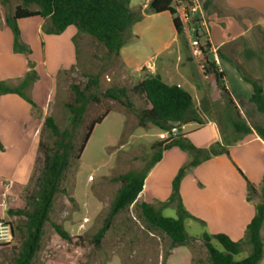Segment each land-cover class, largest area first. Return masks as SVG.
Instances as JSON below:
<instances>
[{"label": "crops", "instance_id": "1", "mask_svg": "<svg viewBox=\"0 0 264 264\" xmlns=\"http://www.w3.org/2000/svg\"><path fill=\"white\" fill-rule=\"evenodd\" d=\"M151 1L131 0L130 8L142 17L132 26L129 41L119 56L108 59L111 73L105 75L111 82L114 69H118L115 64H118L123 77L133 86L148 75H159L165 83L181 86L192 94L199 116L207 117L208 120L203 121L204 125L187 124L183 134L198 148L220 143L227 146L229 154L215 156L201 163L183 181L180 197L187 211L195 218H187L185 224L188 220H195V224H200L211 235L224 234L233 241H243L247 226L256 212V202L249 200L248 182L257 188L264 182V140L255 130L240 135L234 131L232 123L223 127L219 121L209 118L208 114L218 101L214 94L210 95L209 87L199 77V53L195 55V50L190 44L187 45L195 33L184 26L183 33L179 35L174 16L168 11L153 12ZM176 1L173 4L175 8ZM205 4L207 38L212 49L217 51V64L225 76L226 89L241 116L251 126L250 120L256 121L261 113L249 103L253 87L244 80L233 62H238L252 77L264 82V0H205ZM7 10L0 0V80L17 85L29 71V61L25 54L14 52V35L6 23ZM46 23L47 20L41 17L18 22L22 40L33 51L31 59L35 61L39 75L38 81L27 91L37 108L17 94L0 96V141L4 145V150H0V161L6 162L8 167L11 162L8 174L4 173L7 166L3 167L0 162V201L5 191V181L15 184V195L31 175L32 167L25 169L24 164L30 158L36 161L40 130L56 92L58 76L86 60L85 49L90 36L80 33L75 26L68 27L60 35L45 34L43 28ZM183 41L184 45L181 44ZM38 49L41 54L35 59ZM148 61H154V71L145 68ZM203 100L209 102V112L205 113L201 109ZM225 108L224 116L229 121L227 117L231 109L227 108V103ZM256 125L264 127L258 123ZM187 127L192 129L187 131ZM204 131L207 132V140L201 144L195 135ZM157 142L160 140L154 143ZM34 149L37 152L32 158ZM178 150L181 149L173 147L163 153L161 161L149 172L137 202H147L155 207L163 204L160 196L149 192V182L167 159L173 171L182 167L186 157L178 155L181 154ZM3 215L0 208V218ZM262 236L264 238V228ZM196 242L202 243L199 240ZM183 256L192 264V253L187 246L171 250L166 264H172ZM260 264H264V258Z\"/></svg>", "mask_w": 264, "mask_h": 264}, {"label": "trees", "instance_id": "2", "mask_svg": "<svg viewBox=\"0 0 264 264\" xmlns=\"http://www.w3.org/2000/svg\"><path fill=\"white\" fill-rule=\"evenodd\" d=\"M20 3L13 12H7L6 23L14 35L13 49L15 53L32 55L31 47L22 40L19 20L33 17H41L47 20L43 32L49 35H60L68 27L75 26L80 33L86 34L103 45L109 58H117L121 49L128 43L132 26L141 19V15L130 8L131 0H18ZM12 0H1L5 8H9ZM174 0H152L150 7L155 13L170 12L174 16V25L179 35L184 31V25L178 16L177 9L173 6ZM206 9V4H203ZM203 30L206 43L202 41L200 31ZM196 42L203 56L208 75L214 77L217 86L227 99V105L231 109L227 119L231 121L234 131L240 135H247L255 130L264 140V127L260 125L249 126L241 116L237 105L230 97L226 86L225 76L219 65L214 60L212 46L207 38L204 28H197L195 32ZM244 80L253 87V94L249 103L256 110L264 114V82L252 77L238 62H233ZM39 75L35 64L29 61V71L17 85H11L0 80V96L17 94L27 101L33 108L37 104L27 91L38 81ZM73 99L66 103L68 121L72 129L61 130L55 119L48 116L44 119V126L54 136L52 147L40 143L44 156V164L37 182V192L31 195L28 204L31 210L26 209L12 211L9 215H21L25 217L24 237L20 248L12 264H34L38 252L41 250L45 226L50 222V214L53 209L56 195L61 192V184L67 171L77 163L86 148V145L95 129L103 122L110 110L92 119L86 126L78 147L74 145V135L78 127L83 124L84 116L89 106L100 104L101 100L111 99L119 102L128 110L135 112V104L130 95L144 98L149 108H144L137 113L139 127L146 129L150 126L161 131L170 130L173 126L198 123L204 125L199 116L195 100L192 94L178 85H169L159 75H148L140 83L131 89L126 87H111L101 91L100 78L98 75H89L88 82L84 87L72 85ZM209 102L203 100L201 109L209 112ZM239 140V139H238ZM237 142V140L235 141ZM230 145V144H228ZM173 147H179L189 154L190 160L182 168L177 180L173 184V193L169 200L160 207H155L147 202L137 205V199L143 191L145 180L154 166L161 161L163 153ZM0 150L4 145L0 141ZM152 150L155 151L150 165L144 171H130L115 178L122 186L118 190L103 226L94 237L95 243L100 245L107 231L111 228L113 219L122 211L136 206L140 211V218L145 226L154 232H159L170 241V251L165 257L169 258L171 250L179 246L189 245L194 239L189 237L185 227L187 218H194L187 211L180 197L179 180L185 168L192 170L201 163L223 154H229L227 146L215 143L208 148H198L183 133L170 139L154 143ZM249 200L252 195L258 193L259 188L248 182ZM262 201L256 202V212L247 226L243 241H233L224 234L211 235L205 232L202 236L204 246L208 253L207 264H260L264 258V182L261 187ZM254 201V200H253ZM176 205L178 218H168L162 214V209ZM195 219V218H194ZM56 233L67 242H72L71 234L60 224L52 223ZM216 240L223 248L219 250L212 242ZM247 244L251 247V253L247 258L236 260L235 256L241 252Z\"/></svg>", "mask_w": 264, "mask_h": 264}, {"label": "rangeland", "instance_id": "3", "mask_svg": "<svg viewBox=\"0 0 264 264\" xmlns=\"http://www.w3.org/2000/svg\"><path fill=\"white\" fill-rule=\"evenodd\" d=\"M201 1L205 4V0ZM19 3L18 0H12L7 12H13ZM200 35L205 44L206 39L203 36V30L200 31ZM181 44L184 45V41ZM189 44L195 50V55L199 53L197 57L201 81L209 87L210 95L214 94L218 101L208 116L219 121L225 127L231 123L224 116L227 99L217 86L214 77L206 76V73H203L200 68V64H204L203 56L199 52L195 35H192V40L187 45ZM39 47L41 48V44ZM196 52L198 53L196 54ZM85 53V62H79L75 68L61 72L57 78V89L46 117L52 116L61 130L72 129V125L68 121V110L65 106L73 99L72 85L84 87L88 82L89 75H98L100 88L103 92L111 87H126L128 89L133 87V84L123 77L118 64H115L118 69H114L111 82L108 80L105 73H111L108 59L112 60V58L107 56L105 47L92 37L87 38ZM40 54L41 50H36L35 59ZM25 58L35 64L31 55L25 54ZM213 88L214 91H212ZM130 99L135 104V112L128 110L117 101L104 98L100 104L92 103L89 106L83 124L75 132L73 140L75 147H78L86 126L92 119L108 109L111 113L101 124L95 127L81 159L77 163H73V166L67 171L61 184V192L55 197L50 222L45 226L41 250L38 252L34 264H166L165 257L170 251L169 239L159 232L150 231L140 218V211L136 206H131L122 211L113 219L111 228L107 231L100 245H97L94 240L108 216L118 190L122 186L121 182L116 181L115 178L130 171H144L154 157L153 143L160 140L158 135L161 130L153 126L143 129L138 125L137 113L144 108H149L148 102L133 94L130 95ZM227 108H229L228 105ZM40 113L42 114V112ZM201 119L203 121L208 120L207 117ZM256 123L264 126V114H260L256 121L250 120L251 126ZM149 128L154 129L147 131ZM190 129L192 127H187V131ZM206 134V131L198 132L195 138L201 144H205ZM54 141V136L43 124L39 134L36 161L30 158L25 162V169L32 167V172L27 182L15 194L17 197L13 195L15 184L10 181L4 182L5 191L0 201V203L5 201L4 206H0L4 215L0 218V222L11 228L13 238L10 242L0 244V264H12L25 234V217L9 215L8 211L31 210L28 200L38 190L37 182L44 164L40 143L52 147ZM36 152L37 149H34L32 158ZM178 153H181L178 155L186 157L184 159L186 162L183 163L182 167L173 171V166L167 159L149 182V192L160 196L159 198L162 200L160 202L165 203L169 200L173 193V184L182 168L190 160L187 152L178 150ZM0 162L3 167L7 166L6 162ZM9 167H11V162ZM9 167H5L4 173L10 172ZM190 172L191 170L185 168L179 180L180 188ZM261 187L256 195H252L253 200L257 203L262 201ZM139 204L140 202H137V205ZM13 206L14 208H12ZM162 210L165 217L178 218L175 204ZM52 223L62 225L71 234L73 241L67 242L60 238ZM185 227L189 237L194 239L189 245H186L192 253V264H207L208 253L202 239L205 232L204 228L200 224H195V220L186 221ZM196 240L202 243L199 244ZM212 243L219 250H223L216 240H213ZM250 253L251 247L249 245L243 246L235 259L242 260L247 258ZM172 264H190V261L183 256Z\"/></svg>", "mask_w": 264, "mask_h": 264}, {"label": "built area", "instance_id": "4", "mask_svg": "<svg viewBox=\"0 0 264 264\" xmlns=\"http://www.w3.org/2000/svg\"><path fill=\"white\" fill-rule=\"evenodd\" d=\"M175 6L178 16L186 28L191 29L195 33L197 28L202 27L207 32V14L201 0H177ZM212 52L215 62L218 63L219 57L217 51L212 49ZM145 68L150 71H154V61H148L145 64ZM200 68L203 73H206V76H208L205 64H200ZM186 126L187 124L173 126L170 130L161 131L158 137L161 141L170 139L180 133H183L186 129ZM4 203L5 201L0 203V206H4ZM12 238L13 233L11 228L0 222V244L3 242H10Z\"/></svg>", "mask_w": 264, "mask_h": 264}]
</instances>
